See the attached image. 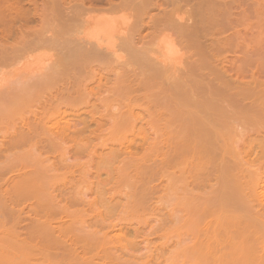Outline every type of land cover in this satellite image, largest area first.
Returning <instances> with one entry per match:
<instances>
[{
  "label": "bare ground",
  "instance_id": "bare-ground-1",
  "mask_svg": "<svg viewBox=\"0 0 264 264\" xmlns=\"http://www.w3.org/2000/svg\"><path fill=\"white\" fill-rule=\"evenodd\" d=\"M23 1H26L27 3H29V7L32 5L31 8H29V7L23 8V6H22L24 3ZM52 1H53V4H55L54 6H52L53 4L49 5L46 1H44V2L47 3L49 5V7H51V6H52V8L56 7V9L53 8L55 13H57L56 17L60 15L59 16L60 18L58 17L60 19V21L57 22L58 24L56 23L57 25H59V27L57 28V30H55V32L57 31L58 36L53 32L51 34L49 33V35H47L48 34V33L46 34L47 30H45V31L37 30L38 29L37 27H36L37 29H35V30L32 29V30H34L33 32H32V30L31 31L25 30V32L29 31L31 33L29 34V32H27L28 35L26 34L27 36L25 38H22V40L20 41L19 48L16 47L17 49H11L9 47L10 45L9 46L7 45L10 48V50H8L9 48L6 46L7 42L5 40H7V39H5V36L6 37H7V35L10 36L11 33L7 32V31H11L10 29L13 28V25L15 27V24H16V27L17 26L22 27V26H26V25L28 26V23L31 24V22L33 21L32 20L33 18H30V17H34L36 15V13H38L37 11H40V10H39V8L37 9V7H38L37 6V3H38L37 0H0V129L3 128V126H5V129H6L7 124H9L8 126L10 127L13 124V122L15 125V122H16L15 118H18L17 115L20 114V117H19L20 125L18 122H16V123H18L19 126H17V128L15 127V130L13 129L14 125L12 126L11 129L14 130V132L9 133V130H8V132L6 130V132L8 134H11V135H9L8 137L6 135H4V137H7V138L5 139L3 137L4 141L3 140L0 141V145H1V143L4 142L2 145H4V144L7 145L8 148L10 149V151H13V152H11L12 155L9 152L5 155V152L9 151L8 148H5V150L7 149V151H5V152L3 149L0 148V151L3 150L2 152H4L3 154L5 155V156L2 155V152H1L0 159H1V157H4L6 160L4 162H0V177L4 176L7 173L8 174H10L12 172L19 173V176L21 175L20 178L18 177L15 181L13 179V184L16 185L17 184L16 182H18L17 186L13 185L16 187V189L19 188L18 187L19 185H22L21 179H23V178L25 180V181H23L24 184H25V182H27L26 180H29V179H30V181L32 179V180H35V182H36V180H39V175H38L39 171H41V173L43 174V170H45L46 167H45V169H41L42 167L39 168L40 166L37 163H38V159H40V158L37 156L36 153H35V156L34 155L33 156L37 159V160L35 159V161H37V162H35L37 165L34 163V161H33L34 159H31L30 157L28 158V161H27L26 160L27 156H28V154L26 153L27 151H25V150L23 151V149L20 147H22L24 145H28V146L32 147V145L34 144L35 150L37 149L36 147L40 148V147H42V145L45 148L47 146H49V148L52 147L51 149L56 150V148H53L55 146V144L57 143V145H59L60 141L64 142L66 139H67L66 141H68V143H70L69 140H71L72 143L77 142L78 145L81 144V146L83 148H84L83 145H85V144H83L82 142H85V141H86L85 143H88V142L91 143L92 141H95L94 144H97V145L100 143L101 144L112 143V146H115L113 144L119 143L120 145H124L123 148L130 146V144L136 146L137 144L141 143V144H145V145L148 144V145H146L147 148L153 147V149H154L156 147L155 148L156 152L159 151V149H157L159 146H161L162 148H163V146L172 148V149L167 148V149L171 150V153L174 152V153L170 154L169 153L170 151L168 150L169 152H167V153H169L170 156H173V155L178 156L179 154L182 155L183 153H184L183 155H185V154L187 155V154H189L188 152H190V154L193 155L194 158H195V156L196 157L199 156L198 159L197 158H195V159H197V162L200 161V163L202 161H204L205 159L207 161L208 158H210L209 160L211 162L212 161L214 162L213 163L214 165H212L211 163H210V165L215 167V169H214L216 171L215 176L217 175L218 177L216 180L217 182L214 184L215 186L210 185L211 186V187L209 186L210 189L207 188V189H205V191L209 190V192H211L213 195H214V193H216V195H214V196L211 194L213 197L210 196V199L215 200L216 204L214 201H211V200H210L211 205L208 203L209 202L208 199H209V195H210L209 192H208V197L206 200L207 203L205 202V198H202L203 199L202 202L205 203V206H207L208 209H206V208L203 209L206 211V213L202 210L203 211V218H202V212H201V215H197V216H201V218L199 217V221H200V219L203 220L206 218L204 220V221H206V223L204 224L203 223L204 221H201L199 223V226H196L197 228L195 227L196 228L195 233L198 234V232L201 231L200 233L201 234L204 233L202 235L204 237H200L201 235L198 234V237H199L198 238L199 240H198V239H196L197 235L195 237L193 235L194 233L191 235H193V237L197 240L198 244L200 241L203 240L202 238H204V240H205V241L203 240V242H205L206 244H211L208 246L205 243H200L202 245L205 244L206 248L211 247V249L213 250L218 245H222L225 243V247L227 244H229V245H227V247L230 246L231 247L230 249L233 250L234 253H232L230 251L233 254L232 255L233 257L232 256L230 257L231 260H228V258H229L228 255L230 254V252H228V254H225L226 256H228L227 259L225 258L226 256H224V258L226 260L220 258V256H222V255H219V254H221V251L218 253V257H216L214 259V256L217 253L214 254V252H212V250H211V253L214 256L213 255H210V256H213L212 258H213L214 262H213L212 258L209 256L211 258L210 259L211 261L209 260L210 264H212L211 262H213V264H264V203L262 204L263 207L257 206L258 207L257 208L255 205L251 204L252 203V202H250L251 200L249 201L250 204L247 203L249 200L247 198H249V197H247L245 199L242 198L240 200V198L242 196H244L245 193H244V195H243V192L241 193V191H240V193L239 192L237 193V191H239L237 189V188H239V185H237L239 178L230 174V173H232V170H229L230 167L231 168L233 167L234 169H236L235 167H237V164L234 165L235 164L234 163L233 164L234 166L232 164H231L232 166H229L230 163L228 164L229 160L231 161V159L232 160L235 159V161L242 159V158H239L241 156V153H242V152H240L241 148L251 149L252 145L255 141L261 140V139H256L259 137H256L255 136L256 134L254 135L253 132H257L258 130H261V129L264 130L263 129L264 126H262L261 129L259 128L260 126H258L257 131L256 130L251 131L252 129H254V128H251V125L254 124L253 122L256 120V122L258 124V121H259L258 118L261 119L264 117V79H262L264 76L260 77L262 79V81H260L261 80L260 78L258 80L256 79L259 77V74H258V76L256 75V77H255V74L253 73L254 69L256 68L255 71L256 72L259 71L257 73H260V75L262 73L264 75V29H262L263 28L262 26H264L263 25L264 24V2H261L262 4H260V2H258V0H256V3L255 2L254 3L257 5V7H255V5H253L254 6V7H252L253 10L249 8L250 10H252V12L254 11L256 14L254 13V15H252V16L251 15L247 16V15H245L247 12L245 11V9L242 8L244 1H243V4L241 2L242 6L240 5V7L242 9H239V2L242 0H240V1L239 0H70V1L74 2L73 6H71L69 4L68 0H61V1L57 0V1H55V2L59 1L58 2L59 4L57 3L58 6L54 2V0H52ZM52 1H50V2H52ZM262 1H264V0H262ZM247 2H248V0L245 2V4H247ZM249 2H251V1H249ZM42 3H43V1H42ZM42 3H39V6ZM47 4H46V6H48ZM245 4H244V6H245ZM251 5H249L248 7H250ZM46 6H45V8H46ZM42 7H44V6H42ZM70 7H73V8L71 9ZM45 8H41V9L45 10ZM47 9H49V8L47 7ZM127 10L130 11L129 12L130 14L129 13L127 14V12H126ZM250 10H249V12H250ZM252 12H250V13L253 14ZM43 14H45V11ZM38 15H39V13H38ZM250 17L252 20H254V17L258 18L257 24L259 25L260 29H258L259 30L258 34L256 32H254L257 34V36H255L256 34L253 35L254 34L253 31L256 29L255 26H254L255 28H253V24L254 25H257V24H255L256 22L255 23L252 22L253 23L252 24L250 22ZM256 18L254 21L257 20ZM30 20H31V22H29ZM40 20H37L38 23ZM52 20L54 22H56L54 19H52ZM34 21H33V23H34ZM33 23L31 24V26L34 25ZM51 25H54V24L51 23ZM29 26H28V28L24 27V29L25 28L31 29V28H29ZM34 26H36V25H34ZM49 26L50 25H48V27ZM251 26H252V28H251ZM54 27H56V26L54 25ZM17 28H15V29L20 30V28H18V29ZM39 29H40V26H39ZM54 29H52V30L54 31ZM84 29H85V31H86V29H88L87 30L88 32H85L88 34L87 36H90L89 38L87 37L88 39L84 38L85 37L84 35H83L84 37L79 35V34H81V32L84 33L83 32ZM251 29H254V30L251 31ZM228 30H230V33H228ZM258 30H256V31H258ZM225 32L228 34H226ZM58 33H62V35L58 34ZM60 35L65 36L64 39L60 40L59 38H62V37H60ZM12 36H13V34H12ZM10 38L11 37H9V39ZM155 39H157L158 42ZM4 41L6 42L5 44H3ZM8 42H10V41L8 40ZM46 45H50V47L52 46L51 48L55 47L57 49V51L59 52V54H61L60 55L61 58H60V57H58L59 55L56 52V55H58V56L55 55L57 58L54 60L56 64L53 63L54 65L52 66L51 64L47 65L45 63L46 65L44 64V67L47 68V69H45V71H43L42 69H40L41 71L39 70L40 72L33 73V71H32L31 73L33 75H35V76H32L33 77L32 81H31V79H30V81H27L29 78H31V77H28L27 75L26 76L28 79L25 80L27 82L24 81V82L15 84V82L10 80L11 78H9V76L11 75V73L9 70L11 67H13L11 69L13 71H15L16 76H17V74L19 75V72H20V75H19V77H20V76L24 75V74H22L23 70L19 71L22 67H23V69L26 66L28 68H31L32 66L36 67V63L38 65L41 64L40 67L43 66L42 63H44V61H45L44 59H42V57L44 58L43 51L37 52V54L36 53L34 54L33 51H35L36 49L37 50L40 49V51H41L42 48L48 47ZM3 46H5V49H3ZM255 51L258 53V56H257ZM181 52L184 53V56L181 55ZM227 54H230V56H226ZM253 54H254V56L255 55L257 56V57L255 56V59H256L255 61H257V58L259 60L260 64L258 63V66H257V63L255 64V61L253 62V60L251 59V56H253ZM122 55H124V56H122ZM180 55L182 58L180 57ZM220 59H224V61L228 64V66H227L228 69L231 72L233 71L236 75H239L240 79H242L244 76V78L242 79L243 81L246 79V77L250 78V76H251L250 79H252V78L255 79L254 82L257 80L256 82H258V84H253L250 86L247 84L242 85V83H245V81L242 82V80H241V84H240V82H238L240 79L235 74L232 77L231 76L232 73L230 71H225V70H228V69H226V67H225V69L223 68L222 69L223 72L220 73L219 67H217V65L215 66V64H218V66H219V64L221 63ZM215 60H219L218 61L219 63H216ZM34 61H37V62H34ZM94 62H96V63H94ZM31 63H32V66H31ZM251 63L252 64L254 63L256 67L254 65H252L251 67L254 66V68L251 69L250 68ZM222 64L225 65L224 62ZM66 65L67 66L71 65V67H72L71 70H74L75 71L74 73L76 75L74 73H71V74H73V78H71L69 80L68 79L69 74L67 72L68 77L67 78L64 77L65 78L63 80L64 82L62 81V77L59 78L58 77L59 75H58L57 78L61 79V82H63V83L62 84L58 83L59 86L55 87L56 90L53 89V90H55V91H53L54 93L53 92H52V94L50 93L51 95L48 93L49 96H47L48 94L45 93V95L47 97L44 99H41V101H39V102H36L38 104L35 103V105L38 108L35 106H31V107L35 108V109H33L30 107V109H31L30 111L32 113L30 115H26V116L22 115L23 113L20 110L21 108H18L19 106H17V104L21 105V102H24L23 100L29 101V99L32 97L24 96L25 99L21 100V95H23V93L25 95L26 91H28L29 89H31L35 86H37L35 88L42 86V87H40L42 89L39 88L42 91L43 86L45 87V84L51 82L54 79L53 78L50 81V78L53 77L54 74L56 75L57 72L62 73V70L64 69V67H66ZM8 67H10L9 70H7ZM18 67H19V69H18ZM40 67H38V68H40ZM221 68H222V66H221ZM12 70H11V72L14 73ZM17 70H18V73H17ZM32 70H34V69H32ZM79 70H81V71L83 70L82 74H84V72H85V74L89 73L90 76H88V74H87L88 77L82 76V78L84 77V79L82 80L80 78L81 73L79 72ZM87 70H88V72H87ZM224 72H226V73L230 72L231 73V74L229 73L230 76L227 74V77L229 76V78L230 77L231 78L237 77L238 78L237 82L239 84H236V82L234 83V81L237 78L234 81H231V79L225 77L222 74ZM64 73H66V72H64ZM247 73H249V74H247ZM26 74H29V72ZM78 75H79L80 79L79 78L77 79ZM11 76H14L13 80L18 78V77L15 78L14 74ZM85 78L86 79L90 78V79H88L89 80L88 81V80H85ZM20 79H21V77H20ZM56 79H54L53 81L56 82ZM250 79L249 80L246 79V80H248L250 82V84H252L253 79L251 80L252 83H251ZM86 81H88V82H86ZM12 82H13V84H12ZM249 82H248V84H249ZM53 83L51 82L52 85H53ZM51 84H50V86H52ZM46 88L51 90V88L48 87V84H47ZM46 88H45V92L48 91ZM39 89H36L35 92H37V90L39 91ZM88 91H89V93L92 92V93H90L91 96H89ZM29 92L30 91H28V95L30 94V96H31V93L33 91L31 93H29ZM43 92H44V90H43ZM81 92H82V95L84 94V97L82 96V98L80 97L81 99L77 100L76 99L77 95H80ZM40 94H42V93H40ZM86 94L88 96H86ZM35 95H36V93H35ZM42 96H44V95H42ZM26 97L29 99L26 100ZM37 97H40V96H37ZM31 100H33V98ZM34 100L36 101L35 97H34ZM19 101H20V104H19ZM28 101H27V103H33V101H31V102H28ZM27 103L24 102V104H27ZM30 105H32V104H29L27 107H29ZM33 105H34V103H33ZM28 109L29 108H27L26 110L28 111ZM27 111H26V113H27ZM23 112H25V111H23ZM29 113H27V114H29ZM258 115H259V117L257 118ZM49 121L52 122L53 124L55 123L54 125L58 124L59 122L60 123L54 127L55 130L52 126L53 129L51 130L49 128L50 127L49 125L51 124V123L49 124ZM263 121H262V125H264ZM56 122H58V123H56ZM259 123H261V122L259 121ZM12 130H11V132H12ZM258 133H259V131H258ZM261 134H262V132H261ZM257 136H259V134ZM78 140H82V141L80 142ZM234 141H235V144L237 141H239L237 143V145L241 144L240 148L238 147L237 149H231V150L226 151L228 149V147H226L227 144L229 146V144L234 143ZM96 142H98V143H96ZM72 143H71V146L69 145L70 147L73 146ZM101 144H100V146H102ZM35 145H37V146H35ZM62 145H63V143H62ZM67 146H68V144H66L65 147H62V146L61 147L64 149L66 148L65 150H67L68 149ZM79 146H77V147L79 148ZM103 146H104V144H103ZM231 146H233V144ZM234 146H236V145H234ZM82 147H80V148L83 149ZM146 147H145V150H147ZM224 147H226L227 149H225ZM51 149H49L50 153L52 151ZM75 149H76V147H75ZM85 149H86V146H85ZM107 149H109V148H107ZM37 150H39V149H37ZM49 150L47 149V151H49ZM72 150H74V149H72ZM161 150L162 149H160V151ZM186 150H187V153H186ZM216 150H218V151H216ZM219 150H221V151H219ZM40 151H42V150H40ZM44 151H45V149H44ZM85 151H87L88 155H89L90 150H85ZM112 151L113 150H111L110 152L112 153ZM162 151H164V150H162ZM45 152H42V153H45ZM74 152L77 153V149ZM81 152H82V150H81ZM87 152H85V153H87ZM105 152L106 153H104V154H106V155L109 153V151H107V150ZM116 152H118V151L116 150ZM150 152H152V151H150ZM206 152H208V154ZM68 153H69V151H68ZM70 153L72 154V152H70ZM92 153H94V152H92ZM167 153L165 152L164 156H166V155L168 156ZM40 154L41 153H39V155ZM47 154H48V152H47ZM51 154H53V153H51ZM98 154H100V153H98ZM162 154L163 153L160 154V157L163 158L164 156H161ZM83 155H86V154H83ZM116 155H118V154H115V155L109 154L108 156L115 157ZM138 155H140V153ZM138 155H137L138 160L133 159V161L134 162L138 161V163L141 162L140 164L144 165L143 164V163H145L144 160H142V158H141L142 161H140L139 160L140 156H138ZM48 156H46V157H48ZM71 156H74V155H71ZM118 156H116V157H118ZM167 156H166V158H167ZM226 156H228V157H226ZM58 157H60V153H59ZM184 157H186V156H184ZM225 157L226 158L232 157L231 159L227 160L226 163L228 165H226V164L223 165V162L225 161L224 160ZM132 158H136V157L134 156V157H131V159ZM149 158L150 157H148V159ZM176 158H178V157H176ZM236 158H238V159L236 160ZM88 159H90V155H89ZM29 160L32 161V162L30 161L32 166L30 165ZM162 160L163 159L158 160V161H162ZM167 160H169V159H167ZM180 160H179V162L178 161L177 162L180 164L183 163L182 167H186L184 165V160H181V161ZM185 160H186V162H188L191 159L186 158ZM220 160H222V161H220ZM243 160L238 161V162H240L239 164L242 163L241 164L242 167L244 165L243 163L245 162ZM26 161L29 162V164ZM123 161H125V160H123ZM127 161H128V159H127ZM130 161H132V160L129 159V162ZM192 161L193 160H191L190 162H192ZM206 161H204V162H206ZM241 161H243V162H241ZM170 162H172V158H171V161H169V163ZM3 163H7V164H3ZM130 163L127 164L126 168L124 166H122L123 168L122 167L120 168L121 165L118 167V168H120V170L118 169L117 175L115 174L117 179H118V176L119 177L121 176L120 178H122V180H123V177L125 179L128 175H129V178L131 177L130 171L132 169H133L132 171H135V170H134L133 166H131L132 168L130 171L127 169L132 164V163L131 164ZM138 163L137 162L135 163L136 167L138 166ZM196 163L194 162L195 165H197ZM34 164L36 166H33ZM122 164H125V162L124 163L122 162ZM154 164H155V162H154ZM158 164H159V162H158ZM29 165L31 167H28ZM132 165H134V163ZM164 165H165V163H164ZM207 165H209V164H207ZM154 166L156 168V165H154ZM204 166H205V163H204ZM204 166L202 164L201 170L203 169ZM212 166H210V167H212ZM36 167L39 169H37ZM136 167H135V169H136ZM160 167H161V165H160ZM137 168H140V167H137ZM143 168H145V167H143ZM148 168L149 167H147V169ZM195 168L198 170L199 167L197 168L195 166ZM227 168H228V170H227ZM50 169L48 168V170H50ZM52 169H53V167H52ZM149 169H151V168H149ZM160 169H162V167ZM184 169H186V171L188 172L187 167L182 168L181 171L179 170L180 171L179 174L181 175V177H182V174L186 175V173H187ZM241 169L242 168H240V172H243L242 175H245L246 172L244 173V171L247 170V168L245 170H241ZM138 170H140V169H136L135 172H138ZM141 170L139 172H142ZM222 170H224V171H222ZM184 171H185V173H183ZM227 171H229L230 173ZM149 172H154V171H152V169H151ZM235 172H236V170H235ZM240 172H238V173L240 174ZM253 172L254 171L251 172L252 173L251 176L254 178L257 177V174H259V173L258 172L256 173V171L254 173ZM45 173H47V171ZM71 173H73V172H71ZM189 173H190V168H189ZM208 173H206L205 175H207ZM248 173H249L248 177L250 178V171ZM42 174H40V175H42ZM138 174L140 176V173H138ZM145 174H147V172ZM148 174H150V173H148ZM154 174L156 176V174H157L156 170H155ZM158 174L160 176H162L161 172ZM211 174H213V172H211ZM254 174H255V176H254ZM150 175H149V177H150ZM184 175L182 178H180V176L178 175L179 179L183 180V182L181 181L183 184L180 183V185H184V182H185L184 180L188 176V175H186V177L184 178ZM242 175L240 174L239 176H242ZM112 176H114V175H111L108 178V181L112 180ZM132 176H134L133 180L135 179V181L138 183L139 179L137 177H135L134 174ZM246 176L242 177V178H246ZM4 177H6V176H4ZM43 177H45V176H43ZM43 177L41 176V180L44 179ZM177 177H175L174 181L179 182L180 180ZM252 177H251V179H252ZM142 178H140L141 182H142ZM249 178L248 179L246 178V179L248 180V183L252 182L251 185L253 186L254 181H256V178L252 179L254 181H251V179H250V182H249ZM126 179H128V177ZM171 179H174V177H171ZM246 179H243V180L246 181ZM114 180H115V178H114ZM133 180H131V182L133 184H135ZM145 180L148 181L147 179H145ZM204 180L202 182H204ZM116 181H119V180H115L114 182H116ZM171 181H173V180H170L169 182H171ZM35 182H33V183H35ZM38 182H40V181H38ZM38 182H36L35 184H37ZM144 182L145 181H143L142 183H144ZM202 182H200V183H202ZM33 183L31 182V184H33ZM132 183L129 182L130 188L127 187L126 190L129 189L128 191H130L131 189L135 188V187H133ZM142 183H140V186L142 185ZM35 184H33V185L29 184L30 188L28 185V187H26V189L23 186L24 189H20V190H22L21 193L22 194L23 193L28 194L27 188H29V190H32V191H29L31 194H32V192H36L39 189H40L39 191H41V187H40L41 183H39L37 185V187L38 188L40 187V188L36 189L37 188L36 187L35 188L36 191L35 190L33 191L34 188H31V186H34ZM42 184H43V181H42ZM138 185H139V183L137 184V186ZM169 185L171 188V187H173L172 185H175V184H172V182H171V184L169 183ZM15 187H14V189H13V187H11L13 191L16 190ZM143 187H144V189H143ZM141 188L143 190H146V191L148 190V189H145L144 184ZM141 188H140V190L138 189L139 191L137 189H134L135 191H138V192H134L132 190L134 193L130 192V196L134 195L133 199L136 196H139L138 193L142 190ZM168 188H169V186H168ZM10 189L7 185L5 186L4 184H0V215L5 216V218L7 220V221L5 220L6 223L12 221L10 224L8 223V225H7L6 223L4 224L5 221L0 220L1 226L7 225L4 228L2 227L0 229V242H4V244L1 243L3 248L0 244V250H2L0 252H3V253L4 252L5 253L12 252L11 255L6 254V256H5V262L7 264H9V263L10 264H40L41 261L39 260V262H38L36 257L37 258L39 257L38 259L41 258V260H42L45 255L48 256L49 259L52 258L49 261L47 260L48 262H50L48 264H85L86 262H87L86 264H89V263L92 264V261L94 264V263H97L98 260L99 261L101 260L99 258L100 256L102 257V259L104 258L105 261L107 260L106 259L107 256H108V259L110 258L109 259L110 261L113 259L111 257V254L109 255L108 251H107L108 254L106 255L107 252L103 251V250H107L106 249L107 245L105 243L108 244L109 241H111L112 239H114L117 236L113 235V236H115L114 238L109 239V241H107V242H103V241L106 239V238H104V237H106L104 235L105 233L108 236L112 229L116 230L117 227L115 228L114 225H111L113 228L110 229L109 226H107L108 224H106V223H109V225L111 223L115 224V222H116L115 219H114V222L111 221L110 219H108V222H106L104 220L105 224L100 223V222H103L104 218L102 217V214H99V215H101L100 218H103V219H99V217H98V219L100 221H97L94 217V220L97 222V223L95 222V225H94L93 220L89 221L90 217H92L91 215L88 217H85V216H87V214H91V213H87V211L85 212V210H83V213L85 215L84 216V215H82V211H80V213H76V214H75V211H73L74 212L73 214H75V215L81 214L80 216H83V217L89 219L85 223L84 222L85 219L83 220V218H82L79 220V221H82V223L81 224L79 223V224L81 226L84 225V228H85L86 227L85 225L87 223H90L91 226L93 227V229H92V227H89L90 224H88L87 228L85 230H89L91 228L89 231L92 230V232L94 231V233L86 231L87 232V233H85L86 235L84 234V236H82L83 234H81V233H83L84 230H82V229H84V228H82V229L80 228L81 232L79 231L80 232V233L78 232L79 234H75V236L78 235L75 237V239H78V240L74 241V238H72V240L68 241L65 239V237L67 235L63 234V236H61L62 233L67 230V229L63 230L64 226L62 224H64V223H61V224H60V222H58V223L56 222L55 224L52 223L53 222L52 219L54 218V216H52V217L50 216L49 219H47L45 217L46 215H44L45 214L44 212L46 210L42 211L43 210L42 208L44 205L45 206L48 205L49 210H50V204H51V202H49V201H47L48 202V204L46 203L47 205L43 202H40V201H42L41 198H39L41 196L43 197V201H46V199H44V197H46V196H43L45 191H44V193H42V192L40 193L41 196L38 197V199H40V201L37 199L38 203L32 201V202H34V206H33L34 208L36 207L37 209H40V208L41 209L39 210V213H37L38 210L35 208L36 211H35V209H34V211L36 213L34 212L35 213V215H34V213L31 212V214H33V217H31L30 215H28L26 213V212L30 213V211H29L30 209L25 212L27 215L23 213L24 212L23 211L24 205H19V203H18L21 200L20 201L18 200V202H17L18 205L15 206V208L17 207L18 209L17 208L15 209L13 206L9 207L11 205L16 204V202L12 201L14 199L11 200V198L13 196L14 197L16 196V195H14L15 192L11 193ZM23 190L26 192H23ZM166 190H168V189L166 188ZM171 190H172V188H171ZM146 191H144V193ZM126 192H124V193H126ZM147 192H149V191H147ZM185 192H189V190L188 191L186 190ZM136 193H137V195H136ZM192 193L194 194L196 192H192ZM11 194H13V195H11ZM22 194H18V196L21 195L22 197H24L25 194L24 195H22ZM29 194L26 197L31 196ZM128 194L129 193H127V195ZM36 195H38V191H37ZM140 195L142 198L141 193H140ZM183 195H184V192H183ZM199 195H201V194L198 193L196 196L192 195L195 198L192 199L193 197L191 196L190 200L191 199H192V201L195 200L194 204L196 203L195 205L200 207V204H197V203H199L198 201L201 198L198 201L196 200V198H199V197H197ZM147 196H148V194H147ZM185 196H186V194H185ZM185 196H183L184 199H185ZM202 196H205V193H204V195L202 194ZM215 196L218 197L217 201L215 199L216 198ZM258 196L261 197L260 195H258ZM26 197L22 198V199L25 200V199H27ZM33 197L35 198V196H33ZM236 197H239V198H236ZM16 198H18V197H16ZM16 198H15V200H17ZM29 198H32V197H29ZM141 198H139V199H141ZM146 198H148V197H146ZM133 199H132V202L134 201V203L138 200L137 198H135L134 200ZM9 200H10V203L13 202L11 205H9V203H7V201L9 202ZM55 200L57 202V199H53L54 203H55ZM83 200L85 201L87 199H85L83 196ZM190 200H189V198H188V200H186V199L184 200L186 202L185 205L187 204V206L186 207L182 206L185 208H184V210H181L182 212H179V213H182L181 215L179 214L180 217L188 215L187 214V212H189L188 209H190V207H191L190 203H193ZM130 201H131V197H130ZM184 201H181V202H184ZM32 202L30 201V203H32ZM39 202L41 204L43 203L44 205H41V206L39 205V208H38V206H35V204L38 205ZM68 202H69V197H68ZM78 202H80V200ZM81 202H83V201H81ZM202 202H201V205H202ZM212 202H214V206L216 205L215 207L213 206ZM217 202L219 203L218 205H217ZM245 202L247 203L246 205H245ZM58 203L59 202H57L55 204H58ZM63 203H65V202H63ZM66 203H67V201H66ZM86 203H88V202H86ZM83 204H84V202H83ZM90 204H93L92 201ZM129 204H133V203H129ZM194 204H191V205H194ZM19 206H22L23 208L19 207ZM54 206H55V208L57 206H58L57 208H59V205H54ZM93 206H91V207H93ZM210 206L213 209L216 208L215 209L216 211L213 210ZM217 206L219 207V209ZM165 207H167V206L165 205ZM52 208H53V206H52ZM63 208H64V211L69 209V213H71L70 210H72V209L66 208V210H65V207H62L61 209H63ZM200 208H203V206ZM81 209H83V208H81ZM210 209H212V211ZM220 209H221V211H218ZM53 210H54V208H53ZM77 210H78V208H77ZM159 210H162V208L158 209V211ZM185 210L186 211L188 210V211L186 212ZM55 211L57 212V209ZM55 211H54V214H57L56 217L59 216L60 218H58V219H61L59 210L57 213ZM176 211H174V213ZM209 211H211L210 212L211 214H209L208 216L209 217L211 216V217L210 218L208 217V220H207L206 216H207V213ZM93 212H94V210H93ZM96 212L99 213L100 211L99 212L96 211ZM165 212H167V211H165ZM183 212H185L186 214L184 213V215H183ZM58 213H59V215H58ZM69 213H68V216H70L71 218L74 217V215L71 216L72 214L69 215ZM122 213H123V210H122ZM174 213H170L172 215H169V217H171V216L175 217L177 214L176 218H174V220L170 221V218L168 217V220L171 223L168 224L167 226H169V225L172 226V224L177 225V223H180L181 218L179 217L178 213H176V214H174ZM189 213H190L189 214V216H190L191 212H189ZM193 213L194 212H192V215H194ZM204 213H205V215H204ZM23 214H24V216H23ZM52 214H50V215H52ZM198 214H200V212ZM62 215H65V213H63ZM94 215H96V214H94ZM162 215H164V214H162ZM80 216L77 218V220L79 218H81ZM189 216H188V218H189ZM63 217L64 216H62V218ZM194 217H195V215H194ZM71 218L68 217L69 221ZM107 218H111V217L108 216ZM182 218H185V217H182ZM196 218H198V217H196ZM1 219H2V217H1ZM9 219H10V221H9ZM55 219H57V218H55ZM73 219H76V218L74 217ZM171 219H173V218H171ZM175 219H177L176 222H175ZM185 219L187 220V218H185ZM185 219H182L183 225L186 224ZM161 220L162 219L159 218L158 219L159 225L156 224L159 227V228L157 227L158 230L160 228H162L163 226H164L163 228L165 229V226H166V225H164V221H163L164 218H163L162 222H161ZM178 220H179V222H178ZM183 220H185V222ZM63 221H64V219H63ZM122 221H124V220H122ZM159 221H160V223H159ZM173 221H174V223H172ZM61 222H62V220H61ZM75 222H76V220H75ZM77 222H76V224H77ZM91 222H93V223H91ZM121 222H119V223L122 226ZM189 222H190V220H189ZM98 223H100V225L103 228L100 225H98L99 227H96V224H98ZM116 223H118V222H116ZM156 223H157V219H156ZM162 223H163V226H162ZM182 223H180V224H182ZM201 223L204 224V226L201 225V227H203V229L201 228L202 230L198 231V229H200L199 227H200ZM69 224H71V223L69 222L68 225ZM103 224H104V226L105 225L107 226L106 230H104L105 228H104ZM165 224H167V221L165 222ZM61 225L63 226L62 227L63 229L61 228ZM66 225H67V223L65 224V226ZM78 225H77V229H79ZM120 225H118V226H120ZM69 226H71V225H69ZM69 226H66V227L69 228ZM121 226L119 229H121ZM123 226H124V224H123ZM160 226H162V227H160ZM177 226L181 227V225H177ZM193 226L194 225H192L191 227H193ZM246 226H248V227H246ZM188 227H189V224H188ZM72 228H74V227H70V229H72ZM98 228H99V230L101 229L102 232L100 231L99 232L100 234L96 236L95 233H96V230H98ZM107 228H109V229H107ZM125 228L127 229V227H125ZM133 228H135V229H133ZM133 228H132L133 230L131 229L132 231H134V232H132L133 235H131L133 237L130 236L131 238H129V240H128L127 236H126L127 238L125 236H123L125 234H123V235L119 234L121 232H119L118 234H119L120 238L122 236V238H121L122 240L125 241L124 237L126 238L127 244L129 241L128 245L130 247H134V248L136 247L138 249V245H136V244H139V243H136V240H137L136 238H137V236H140L143 234H141L142 232L138 229V231L140 232V235H139V232H137V230H136L137 227H133ZM245 228H247L248 230L250 228V230L248 231ZM189 230H190V228H189ZM189 230H187V231H189ZM246 230H247V232H246ZM68 231L70 232V230H68ZM68 231H66V232L69 233ZM71 231H75V230L72 229ZM103 231H105L104 234H103ZM184 231H185V233H187L185 229H184ZM58 233L60 234V236H58V235L55 236V234H58ZM64 235H65V237H64ZM80 235H81V238H83V239H80ZM90 235H91V237H90ZM100 235H102V236H100ZM188 235H190V233ZM68 236H70V234ZM71 236H74V234H71ZM94 236H95V238H99L98 236L103 237L104 240H102V238H100L101 240L98 239V241H97V239L96 240L92 239V237L94 238ZM119 236L117 238H119ZM246 236H248L249 239L246 238ZM250 236H252V238L257 239V241L255 239H253V240H254V242L260 243V244L259 243L258 244H259V246L262 247L261 249H259V246L257 247V245H258L257 243H255V244H257L256 246H254V244L250 245L251 243H254L252 238L250 239ZM45 237L47 238V240L52 239V240L58 242V245H60V246L57 247L58 246L57 245L56 247L62 248L60 254H58V253L55 254L53 252L50 253V251L48 252V249L43 247V246H45V243H44V241L41 242V238H45ZM60 237H62V239ZM84 237H85L86 241H83ZM87 237L91 238V240H95V243H97V242L99 243L100 241H102L104 244V246H102L101 242H100L101 245L97 244V247H98L97 250L98 249L101 250L103 248V250H101V251H103L102 253L100 250H98V251H100L101 255L100 254H99V256L97 255L98 256L97 261H94V258H93L94 256L96 257V255H95V251L97 253L96 247H95V249L92 248L94 250V252H91L93 250L91 248L89 249L87 247L89 245L88 242H90L89 241L90 239ZM143 237H144V235H143ZM188 237H190V236H188ZM34 238H35V240H33ZM176 238H177L176 244H177V248H178V251H176V252L179 254H182V255L186 254L184 251L186 249V247H187L186 250H189L188 247L190 248L191 246H193V248L195 249V246H198V244H196L195 246L194 245L189 246L187 244H185V246H182L181 242H183L182 239H184V238L181 237L180 234H177ZM87 239H89V240H87ZM130 239H132V240H130ZM134 239H135V242H134ZM143 239L144 238H141V240H143ZM42 240H44V239H42ZM249 240H252V242ZM49 241L52 242L51 240H49ZM49 241H47L46 243H49ZM124 241L120 242V239H118V242L120 243L119 245H121L122 243L124 244ZM85 242H87V243H85ZM138 242H140V241H138ZM195 242H193V243H195ZM130 243H131V245H130ZM248 243H250V244H248ZM113 244H110L111 246H108V248L112 249L111 251H112L113 255L117 254L114 252H121V254L119 253L117 255L118 257L117 256L116 257L119 260H121L122 258L124 260V262H123V260L119 261L118 259L117 260L113 259V260H115V262H114L115 264H116V262L119 264H120V262L122 264H128V263L134 264V263H131L133 260H134L135 264L137 263V261L140 264H149V263L150 264H154V263L156 264L157 260L154 261L156 258L162 259V258H160V255H162L161 251L159 253H158V251H156L154 253L155 254L154 256L155 257L157 256L156 258L152 255V253L154 252V251L152 252V250L157 248V247L151 249L149 252L147 251L149 255L151 253V256L154 257L153 258L150 256L154 260L151 259V262H149L150 257L145 258L148 255H144L143 256L144 258H141V255H138L135 253L133 255V253H130V251H129L130 247H125L126 246L125 244L124 245L122 244L123 245L122 247L120 246V249H122V251L120 249H118L117 246L114 247ZM188 244H189V242H188ZM200 244H199V248H201ZM52 245H53V243L51 244V246ZM112 245H113V247H112ZM212 245H215L214 248L212 247ZM247 245H250L248 248L251 250V252L257 251L256 248H258V250L261 252L259 254H256V253H258V251L255 252L254 253V254H256V256L254 255L255 258H253V254H252V257H250V258H253V260H251L248 256L247 258H249L250 261L248 259H245V257L247 256L245 251L249 250V249L247 250ZM51 246L49 245L50 248H52L54 245L52 247ZM101 246H102V248H101ZM46 247H47V244H46ZM219 247H218L219 249L216 248L217 250L215 252H218L221 249V246H219ZM253 247L255 248V250H253L254 249ZM54 248L52 249V251H54ZM86 248L89 249L90 252L93 254V256L91 258L89 256H87L88 254H90V256L92 254L89 253V251H86L87 250ZM114 248H117L118 251H116V249H114ZM125 248H128V249L125 250ZM199 248L196 247L195 250H198ZM203 248L204 247H202V249ZM208 248H207V250H209ZM3 249L4 250L6 249L9 252L4 251ZM123 249H124V252H126V253H122ZM194 249H193V251H194ZM203 250L205 251L206 249H203ZM224 250L226 251V249H224ZM58 251L60 252V250H58ZM84 251H86L88 254H86V252H85V255H84V253H83ZM227 251H229V249H227ZM241 251L245 252V255H246L245 257L243 256ZM47 252H48V254H47ZM131 252H134V251H131ZM200 252L201 251L199 250V253ZM3 253H2V256L4 255ZM103 253H105L106 258L104 256H102ZM209 253L210 252H208L206 257L204 255H201L199 257L200 258L201 257L207 258ZM223 253H224V251H223ZM51 254H53V255H51ZM122 254H123V256H122ZM124 254L125 255L126 254H129V255L132 254L134 258H132V256H130V257L125 256L124 257ZM203 254H205V252ZM247 254H249V251ZM0 255H1V253H0ZM119 255H121L122 258H121V256L119 257ZM135 255H137L138 257L140 256V257L138 258L136 256L138 258V259H136ZM85 256L87 258H90V259H88V261L90 260L91 262L90 261L88 262L86 260L87 258L85 259ZM162 256H164V255H162ZM10 257H13V258L9 259ZM48 257H45V258L48 259ZM0 258H1V260H3L4 256L0 257ZM14 258H18V260H14ZM131 259H133V260L130 261ZM147 259H149V260L147 261ZM104 260H103V263L105 262ZM127 260H129V261H127ZM139 260H140V262H139ZM143 260H146L148 263L147 262L144 263ZM108 261H106L104 264H108L110 262V261L109 262ZM153 261H154V263H153ZM209 261H208V263H209ZM5 262L3 264H5ZM101 262L98 264H101ZM125 262H127V263H125ZM44 264H47V262L46 263L44 262ZM111 264H113V263H111Z\"/></svg>",
  "mask_w": 264,
  "mask_h": 264
},
{
  "label": "rangeland",
  "instance_id": "rangeland-1",
  "mask_svg": "<svg viewBox=\"0 0 264 264\" xmlns=\"http://www.w3.org/2000/svg\"><path fill=\"white\" fill-rule=\"evenodd\" d=\"M42 1H43V3H42ZM44 1H46L49 5L51 4H53V1L52 0H50V1H52V2H50L49 0H37V9L39 8V10L40 11H37L38 13H39V15H38V13H36V17L34 16V17H30V18H33L32 20L34 21V23H33V21L31 22V20L29 21V22H31V24L33 23L34 25H36V26H34V25H32L31 26V24L30 23H28V26H29V28H31V29H27L28 28V26L26 25V26H22V27H18V28H20V30L16 27V24H15V27H14V25H13V30L12 29H10L11 31H7V32H10L9 34H10V36H8L7 35V37L5 36V39H7V40H5L4 42H3V44H5L6 43V46L8 45H10L9 47L11 48V49H17V48H19V46H20V41L22 40V38H25L27 35H28V33L27 32H29V31H31L32 29H37V30H42V31H45V30H47L46 31V34L47 35H49V33L51 34L52 32L53 33H55L56 35H57V31L55 32V30H57V28L59 27V25H57L58 23V21H60V15L59 16H57L56 17V15H57V13H55V11L53 10V8H52V6H54L55 4H53L51 7H49V5L47 4V3H45ZM49 1V2H48ZM55 1H57V0H54V2ZM59 1H61V0H59ZM58 1V2H59ZM69 1V4L71 5V6H73V1H70V0H68ZM67 1V2H68ZM240 1V0H239ZM243 1H244V4H245V2L247 1V0H242V1H240L239 2V9H245V11L249 14L250 12H252V10H253V8L252 7H254L253 5H255V7H257V5L255 4L256 3V0H248V2H247V4H245V6H244V4H243ZM249 1H251V2H249ZM24 3H23V8H28L29 7V3H27L26 1H23ZM58 2H55L56 4L58 3ZM241 2H242V4H243V6H242V4H241ZM255 2V3H254ZM258 2H260V4H262L261 2H264V1H262V0H258ZM257 2V3H258ZM39 3H42V4H40V6H39ZM253 3V4H252ZM44 4V5H43ZM46 4L48 5V6H46ZM59 4V3H58ZM58 4H57V6H58ZM252 4V5H251ZM31 5V4H30ZM44 6V7H42V6ZM240 5L242 6V8L240 7ZM247 5V6H246ZM249 5H251L250 7H248ZM32 6V5H31ZM31 6L29 7V8H31ZM45 6H46V8H45ZM47 7L49 8V9H47ZM247 7V8H246ZM41 8H45V10L44 9H41ZM71 9L73 8V7H70ZM252 9V10H250V9ZM54 9H56V7L54 8ZM248 11H247V10ZM42 10V11H41ZM47 10V11H46ZM50 10V11H49ZM53 10V11H52ZM249 10H250V12H249ZM44 11H45V14H43L44 13ZM53 13H52V12ZM49 12V13H48ZM127 12V14L130 12L129 10H127L126 11ZM48 13V14H47ZM133 13V12H132ZM245 14V15H247V16H252V15H254V11L252 12L253 14ZM42 14V15H41ZM51 14V15H50ZM130 14V13H129ZM140 14V13H139ZM256 14V13H255ZM38 15V16H37ZM41 15V16H40ZM45 15V16H44ZM49 15V16H48ZM51 16V17H50ZM38 17V18H37ZM40 17V18H39ZM45 17V18H44ZM55 17V18H54ZM59 17V18H58ZM57 18V19H56ZM132 18V17H131ZM253 18V17H252ZM255 18L256 17H254V20H255ZM41 19V20H40ZM52 19H56L55 21L56 22H54ZM257 20L256 21H254V20H252L251 19V17H250V22L252 23H255V24H257L258 22V18H256ZM37 20H40L39 21V23H38V21ZM37 21V22H36ZM47 22V23H46ZM38 23V24H37ZM51 23L52 24H54L56 27H54V25H51ZM57 23V24H56ZM252 23V24H253ZM40 24V25H39ZM50 25L49 27H48V25ZM251 24V25H252ZM264 25V24H263ZM39 26H40V29H39ZM43 26V27H42ZM53 26V27H52ZM256 27V29L254 30V29H251V31L252 30H254L253 31V33L254 32H256L257 34H258V32H259V30L258 29H260V27H259V25L257 24V25H254L253 24V28H255ZM24 27H27V28H25L24 29ZM35 27V28H34ZM37 27V28H36ZM52 27V28H51ZM249 27V26H248ZM263 27V28H262ZM261 28L262 29H264V26H262ZM15 28H17L18 30H16ZM55 28V29H54ZM251 28H252V26H251ZM52 29H54V31L52 30ZM25 30H29V31H26L25 32ZM34 30H32V32L34 31ZM88 29H86V31H85V29H84V33H82L81 32V34H79V35H81L82 37H84V38H89L90 36H87L88 34L87 33H85V32H88L87 31ZM256 30H258V31H256ZM14 31V32H13ZM21 31V32H20ZM6 32V33H7ZM13 32V33H12ZM25 32V33H24ZM31 32H29V34H30ZM226 33V32H225ZM228 33H230V30H228ZM228 33H226V34H228ZM256 33H254L253 35H255ZM12 34H13V36H12ZM27 34V35H26ZM58 34H61L62 35V33H58ZM86 34V35H85ZM257 34L255 35V36H257ZM24 35V36H23ZM60 35V37H62V38H59L60 40L61 39H64V37L65 36H61ZM84 35V36H83ZM58 36V35H57ZM9 37H11L10 39H9ZM16 38V39H15ZM87 38V39H88ZM92 38V37H91ZM8 40L11 42H8ZM15 40V41H14ZM155 40H157V39H155ZM157 42H158V40H157ZM10 43V44H9ZM7 46V47H8ZM46 46H48V47H46V48H42V50L40 51V49L39 50H35V51H33V53L35 54H37V52H42L43 51V54H44V58L42 57V59H44L45 61H44V63H42V65L43 66H41L40 67V65L41 64H37L36 63V67L34 66H32V63H31V68H28L27 66V68L26 67H24V69H23V67L19 70V71H21V70H23L22 71V74H24V75H22V76H20L21 77V79H20V77H19V75H20V72H19V75L17 74V76H16V74H15V71H13L11 68H13V67H8V69L7 70H9V68H10V73H11V75H15V78H17V79H15V80H13L14 79V76H9V78H11L10 80H12L13 82H15V84L16 83H21V82H24L26 79H28L27 78V76L28 77H31V78H29L27 81H30V79H31V81H32V76H35V75H33L31 72L33 71V73H35V72H40L41 70L40 69H42L43 71H45V69H47L46 67H44V64L46 63L47 65L48 64H51L52 66L54 65V64H56L55 63V59H57L56 58V56H58V57H60L61 58V54H59V52L57 51V49L55 48V47H53V48H51L50 47V45H46ZM8 47V48H9ZM14 47V48H13ZM17 47V48H16ZM10 48L8 49V50H10ZM3 49H5V46H3ZM7 49V48H6ZM56 49V50H55ZM56 52L58 53V55H56ZM256 52V51H255ZM183 52H181V55H183L184 56V53L182 54ZM230 53V52H229ZM231 54V53H230ZM230 54H227L226 56H230ZM255 54V53H254ZM254 54H253V56H251V59L253 60V62L256 60L255 59V56H254ZM256 54H257V56H258V53L256 52ZM42 55V54H41ZM56 55V56H55ZM181 55H180V57H181ZM186 55V54H185ZM122 56H124V55H122ZM256 56V57H257ZM254 59H253V58ZM46 58V59H45ZM182 58V57H181ZM184 58V57H183ZM53 59V60H52ZM48 60V61H47ZM60 60V59H59ZM58 60V61H59ZM226 60V59H225ZM57 61V62H58ZM219 60H215V62L216 63H219L218 62ZM225 63V65L224 64H222L223 62ZM34 62H37V61H34ZM220 64H219V66H218V64H215V66L217 65V67H219V69H220V73L221 72H223V68L225 69V67H226V69H228V64L224 61V59H220ZM54 63V64H53ZM94 63H96V62H94ZM257 63V66H258V63H259V60H258V58H257V61H255V64ZM34 64V63H33ZM45 64V65H46ZM255 64L253 63H251V65H250V68L251 69H253L254 68V66H255ZM260 64V63H259ZM222 66V68H221V66ZM252 65H254L253 67H251ZM70 66V67H69ZM15 67V66H14ZM38 67H40V68H38ZM70 69H68V68ZM256 67V66H255ZM38 68V69H37ZM17 69V68H16ZM18 69H19V67H18ZM27 69V70H26ZM31 69V70H30ZM32 69H34V70H32ZM65 69V70H64ZM64 69L62 70V73L60 72H57V74L55 75H53V77H51L50 78V81L54 78V79H56L57 78V76L59 77V78H61L62 77V81L65 79V78H67L68 77V74H69V77H68V79L70 80L71 78H73V74H71V73H74L75 71L74 70H71L72 69V67H71V65H66V67H64ZM256 69V68H255ZM255 69H254V71H255ZM11 70L14 72V73H12L11 72ZM40 70V71H39ZM49 70V69H48ZM69 70V71H68ZM29 72V74H26V73H28ZM72 71V72H71ZM225 71H230L229 69L228 70H225ZM253 71V73L255 74V77H256V75L258 76V74H259V77L258 78H256L257 80L261 77V76H264L262 73H261V75H260V73H257V72H259V71H255L254 72ZM64 72H66V73H64ZM67 72H68V74H67ZM79 72L81 73V79L83 80L84 79V77L86 76V77H88V76H90L89 75V73H87L88 72V70H87V74H88V76H87V74H85V72H84V74H82V72H83V70L81 71V70H79ZM231 72V71H230ZM230 72H228V73H226V72H224V73H222L225 77H227V74L229 75V73ZM252 72V71H251ZM17 73H18V70H17ZM232 73V77L234 76V72L232 71L231 72ZM230 73V74H231ZM257 73V74H256ZM64 74V75H63ZM67 74V75H66ZM75 74V73H74ZM226 74V75H225ZM247 74H249V73H247ZM27 75V76H26ZM72 77H71V76ZM76 75V74H75ZM74 75V76H75ZM236 75V74H235ZM24 76V77H23ZM82 76H84L83 78H82ZM230 76V75H229ZM229 76L227 77V78H229ZM238 78H239V75H236ZM235 76V77H236ZM242 76V75H241ZM26 77V78H25ZM65 77V78H64ZM236 77V78H237ZM246 77V76H245ZM8 78V79H9ZM59 78H57L56 79V82H54L53 80L51 81L52 83H53V85L51 84V82H49V83H47L48 84V87H50L51 88V90L50 89H48V88H46V86H47V84H45V87L43 86V90H44V92H43V90L41 91L40 89H42V88H40V87H42V86H40V87H38V88H35V87H37V86H35V87H33V88H31V89H29L28 91H30L29 93H31L32 91V93H31V96H30V94L28 95V91H26L25 92V95H24V93H23V95H21V100H23V99H25V97L24 96H28V97H32L33 98V100H31L32 98H27L26 97V100L27 99H29V101L28 102H31V101H33V103H34V105H33V103H27V101H25V100H23L25 103H27V104H24V102H21V105H18L17 104V106H19L18 108H21L20 110H21V112L23 113H21L22 115H30L32 112L30 111L31 109H30V107L31 106H35V107H37L36 105H35V103L36 102H39V101H41V99H44V98H46L47 96H49V94L51 93L52 94V92L53 91H55L56 89H55V87H58L59 86V84L58 83H60V84H62L63 82H61V79H59ZM79 78V75H78V77H77V79ZM79 78V79H80ZM236 78H229V79H231V81H234ZM238 78L234 81V83L236 82V84H239L238 82H240V84H241V80L244 78V76H243V78L242 79H240L238 82H237V80H238ZM250 78H251V76H250ZM250 78H247L246 77V79H250ZM20 79V80H19ZM88 79H90V78H88ZM88 79H86L85 78V80H88ZM233 79V80H232ZM244 80L245 81V83H242V85L244 84H247V85H253V84H258V82H254V80L255 79H250V81L252 80L253 81V83H252V81H251V83L252 84H250V82L248 81V80ZM261 79V78H260ZM262 79H264V77L262 78ZM262 79L260 80V81H262ZM60 80V81H59ZM27 81H25V82H27ZM66 81V80H65ZM89 81V80H88ZM88 81H86V82H88ZM243 80H242V82H244ZM13 82H12V84H13ZM248 82H249V84H248ZM50 84L52 85V86H50ZM57 86H56V85ZM53 87V88H52ZM40 88V89H39ZM45 88L48 90V91H46L45 92ZM34 89V90H33ZM36 89H39V91L37 90V92H35L36 91ZM53 89H55V90H53ZM50 90V91H49ZM36 93V95H35V93ZM83 92V91H82ZM82 92H81V94L80 95H77V100L78 99H81L82 98V96L84 97V94L82 95ZM40 93H42V94H40ZM44 93V94H43ZM45 93L46 94H48L47 96L45 95ZM54 93V92H53ZM86 93V92H85ZM90 93H92V92H90ZM89 93V91H88V94H89V96H91V94ZM50 94V95H51ZM33 95V96H32ZM42 95H44V96H42ZM24 98H23V97ZM37 96H40V97H37ZM86 96H88L87 94H86ZM34 97H35V99H36V101L34 100ZM79 97V98H78ZM81 97V98H80ZM20 98V97H19ZM38 98V99H37ZM31 100V101H30ZM23 103V104H22ZM19 104H20V101H19ZM29 104H32V105H30L29 107H27ZM36 104H38V103H36ZM16 105V104H15ZM24 105V106H23ZM23 106V107H22ZM27 108H29L28 109V111L26 110ZM31 108H33V107H31ZM38 108V107H37ZM33 109H35V108H33ZM23 111H25V112H23ZM26 111H27V113H29V114H27L26 113ZM26 113V114H25ZM18 116V118H15V120H16V122H18L19 123V117H20V114L19 115H17ZM263 116V115H262ZM261 116V117H262ZM259 117V115L257 116V118ZM256 118V119H257ZM264 118V117H263ZM263 118H258L259 119V121L261 122V123H259V121H258V124H257V122H256V120L253 122L254 124L253 125H251V128H254V129H252L251 131H257L258 130V126H260L259 128L261 129L262 128V126H264V125H262V121L264 120ZM263 119V120H262ZM53 120V119H52ZM51 120V121H52ZM262 120V121H261ZM62 121V120H61ZM15 122V125H14V122H13V124L9 127L8 125L9 124H7L6 125V129H5V126H3V128H1L0 129V141L1 140H3V137H4V135H6L7 137L9 136V135H11V134H8L7 132H8V130H9V133H13L14 132V130H15V127L17 128V126H19L20 125V123H19V125H18V123H16ZM53 122V121H52ZM52 122H50L49 121V128L52 130L56 125H58L59 123L58 122H56V123H58V124H56V125H54ZM263 123H264V121H263ZM17 124V125H16ZM14 125V126H13ZM48 125V124H47ZM256 125V126H255ZM12 126H13V129L14 130H12L11 128H12ZM52 126H53V128H52ZM264 129V128H263ZM6 130H7V132H6ZM11 130H12V132H11ZM54 130H55V128H54ZM258 131H259V133H258ZM257 132H253V134L256 136V137H259V138H256V139H261V140H257V141H255L254 143H253V145H252V148L251 149H244V148H241L240 149V152H242L241 153V156L239 157V158H242V159H239V160H243V161H245L243 164V167H242V163L241 164H239L240 162H238V161H235V159L234 160H232L231 158H226V157H228V156H226L225 158H224V162H223V165H228L229 163H230V165L229 166H232L234 163V165H236L237 164V167H235L236 169H234L233 167V169L230 167L229 168V170H232V173H230L229 171H227V172H229L230 174H232L233 176H235V177H237V178H239V181H238V183H237V185H239V188H237L239 191H237V193L239 192L240 193V191H241V193L243 192V195H244V193H245V197L244 196H242L241 198H240V200L243 198V199H245V198H247V197H249V198H247V199H249L248 200V202L247 203H249V201L250 202H252L251 204H253V205H255L256 207L257 206H262L263 207V201H264V130H258ZM261 132H262V134H261ZM7 133V134H6ZM259 134V136H257ZM261 134V135H260ZM7 137H4L5 139L7 138ZM263 138V139H262ZM67 140V139H66ZM64 141V142H59V145H57V143L55 144V146L53 147V148H56V150H54V149H51L52 147H50L49 148V146H47L46 148L42 145V147H40V148H38V147H36L37 149H39V150H35L34 149V144L32 145V147H30V146H28V145H24V146H22V147H20V148H22L23 149V151L25 150V151H27L26 153L28 154V156H27V161H28V158L30 157L31 159H34L33 161H34V163L35 162H37V161H35V153L37 154V156L40 158V159H38V163L37 164H39V168H41V169H45V167H46V171H47V173H45L46 171L45 170H43V174L41 173V171H39V173H38V175H39V180H36V182H38V181H40V182H38L37 184H35L36 182H35V180H32L31 179V181H30V179L29 180H26L27 182H25V184L23 183V181H25L24 180V178L23 179H21L22 181V185H19L18 187L19 188H17L16 189V187L15 186H17V184H18V182H16L17 184L15 185V184H13V179H14V181L19 177L20 178V176H19V173H14V172H12V173H10V174H5L4 176H6V177H4V176H2V177H0V184H4L5 186L7 185L8 187H9V189L11 188V187H13V189H14V187H15V191H13L12 190V188L10 189V191H11V193H14V195H16L15 197L13 196H11L12 198H11V200L12 199H14L15 200V198L16 197H18V198H16L17 200H12L13 202H16V204L15 205H11L12 203H10V200H9V202L7 201V203H9V205H11V206H9V207H14L15 208V206H17L18 204H17V202H18V200L20 201V202H18L19 203V205H24L23 207H24V209H23V213L24 214H28V215H30L31 217H33V214H31V212H35L36 211V209L33 207L34 206V202H37V199H38V197L39 196H41L40 195V193L42 192V193H44V191H45V193H44V195L43 196H46V197H44V199H46V201H43V197L41 196V197H39V198H41V200L42 201H40V199H38L40 202H43V203H47L48 204V202L47 201H49V202H51V204H50V210H49V206L47 207V206H45L43 203L41 204L40 202H39V204L38 205H36L35 204V206H38V208H39V205L41 206V205H44L43 206V210L42 211H45L44 213V215H46L45 217L47 218V219H49V217L51 216H54V218L52 219V223H58V222H60V224L61 223H64V224H62L63 226H64V229L62 228L63 226L61 225V228L63 229V230H65V229H67L66 231H68V230H70V232L69 233H67L66 231L65 232H63L62 233V235L61 236H63V234H65V235H69L70 234V236H71V234H74V236H66L65 237V235H64V237H65V239L66 240H72V238H74V241L75 240H78V239H75V237L76 236H78V235H76L75 236V234H79L80 232H81V229L82 228H84V225L83 226H81L80 224L82 223V221H79L80 219H82L83 218V220L85 219V223H86V221L87 220H89L88 218H85V217H88V216H92V217H90V220L89 221H91V220H93L94 221V225H95V220H94V217H95V219L97 220V221H100L99 219H103V222H100V223H104L105 221L106 222H108V219H110L111 221H113L114 222V219H115V221L116 222H118V223H116L115 222V224L117 225H120V223L119 222H121L122 220H124V221H122L121 223H122V226H121V229H119L120 228V226H116L115 224H113V223H111L110 225H109V223H106V224H108L107 226H109V228L111 229V228H113L111 225H114V227L116 228V230L114 231L113 229L111 230V232L109 233V235L107 236L106 235V233L104 234V232L105 231H103V234L106 236V237H104V238H106L105 240L103 239V237H100V236H102V235H100V236H98L99 238H95V236H94V238L92 237V239H97V241H98V239H100V238H102V240H104L103 242H107V241H109V239H112V238H114L115 236H119V234H125V235H123V236H127L128 237V240H129V238H131V237H133V236H131V235H133L132 234V232H134V231H132L133 229H135V228H133V227H137V232H139L138 231V229L142 232L141 234H143L144 235V237H143V235H140V232H139V235L140 236H137V240H136V243H139V244H136V245H138V249L136 248H134V247H130L128 244H129V241H128V244L126 243V238L124 237V239H125V241L124 240H122L121 238H122V236H121V238H120V236H119V238H117V237H115L114 239H112L111 241H109L108 242V244L107 243H105L106 245H107V250H103V248H102V246H104V244H103V242L102 241H100L101 243H102V246H101V250H103V251H108L109 252V255L111 254V257L113 258V259H115V260H117L118 258V254L120 253L121 254V252H114V253H117V254H114L113 255V253H112V249H110V248H108V246H111L110 244H113L115 241V243L113 244L114 245V247H118V249H120V246L122 247L125 243V247H130L129 248V251H130V253H133V255H134V253L135 254H138V255H141V258H144L143 256L144 255H148L147 257H145V258H148V257H150L151 256V253H150V255L148 254V252L151 250V249H153V248H155V247H157V248H155V249H153L152 250V255L154 256L155 254V252L156 251H158V253L161 251L162 252V255H164V256H162V255H160V258H162V259H157L155 256V260L154 259H152L151 257H153V256H151L150 257V261L149 262H151V259L152 260H154V261H156L157 260V263L156 264H210V259L214 256L212 253H211V247H207L209 250H207V248L205 247V242H203V240H204V238H202L203 240L202 241H198L199 242V244L200 243H205V244H200V246H201V248H199V244L197 243V240L196 239H198L199 237H198V234H200L201 236L200 237H204V236H202L204 233H200V232H198L199 230H202L203 229V227H201V225H203L204 226V224L206 223V221H204L205 219H200V221H199V217L201 218V216H197V215H201V212H202V218H203V211L206 213V211L205 210H203L204 208H206V209H208L207 208V206H205V203H203L202 202V198H205V202H206V200H207V197H208V192H209V190H207V191H205V189H207V188H209L210 189V185H214L217 181V175L215 176V167H213L212 165H214L213 163V161L211 162L209 159L210 158H208V160L206 161V159L204 160V161H206V162H204V161H202L201 159V161L203 162H201L202 164H203V166H204V163H205V166L203 167V169L201 170V167H202V164L200 163V161L199 162H197V159L199 158V156L198 157H196L195 156V158H197V159H195L194 158V156L193 155H191L190 154V152H188L189 154H185V155H178V156H170V154H172V153H174V152H172L171 153V150H169V149H172V148H169V147H165V146H163V148L161 147V146H159L157 149H159V151H160V149H162V150H164L166 153L167 152H169V153H167L168 154V156H167V158H166V156H164V151H158V152H156V147L153 149V147L151 148V147H146V145H148V144H141V143H139V144H137L136 146H134V145H131L130 144V146H127V147H124L123 148V146L124 145H120L119 143V145L116 143V144H113V145H115V146H112V143H103L104 144V146H103V144H101L102 146H100V144H94L95 143V141H92L91 143L90 142H88V143H85V142H82L83 144H85V145H83L84 146V148L81 146V144H79L78 145V143L77 142H73L72 143V141L71 140H69L70 141V143H68V141ZM4 141V140H3ZM2 141V142H3ZM78 141H82V140H78ZM84 141V140H83ZM239 141H237L236 142V144H235V141H234V143H231V144H229V146H228V144H227V146L226 147H228V149L226 148V147H224L225 149H227L226 151H228V150H231V149H237L238 147L240 148V145L238 144L237 145V143H238ZM4 143V142H3ZM3 143H1V145L3 144ZM62 143H63V145H62ZM71 143H72V147H70L71 146ZM75 143V144H74ZM96 143H98V142H96ZM61 144V145H60ZM66 144H68V149L67 150H65L64 148H62V147H65V145ZM134 144V143H133ZM136 144V143H135ZM233 144V146H231ZM0 145V148L1 149H3L4 150V152L5 151H7V149L5 150V148H8V146L7 145H2L1 146ZM39 145V144H38ZM70 145V146H69ZM106 145V146H105ZM118 145V146H117ZM144 145V146H143ZM234 145H236V146H234ZM5 146V147H4ZM28 146V147H27ZM35 146H37V145H35ZM62 146V147H61ZM77 146H79V148L77 147ZM85 146H86V149H85ZM143 146V147H142ZM3 147V148H2ZM74 147V148H73ZM75 147H76V149H77V153L79 154H77L76 152H74L76 149H75ZM80 147H82L83 149H81ZM105 147V148H104ZM122 147V148H121ZM145 147H146V149L147 150H145ZM33 148V149H32ZM42 148V149H41ZM103 148V149H102ZM107 148H109V149H107ZM150 148V149H149ZM165 148V149H164ZM167 148H169V149H167ZM44 149H45V151H44ZM47 149L49 150V149H51L52 151H51V153H53V154H51L50 153V150L49 151H47ZM58 149V150H57ZM62 149V150H61ZM70 149V150H69ZM72 149H74V150H72ZM79 149V150H78ZM90 150L89 151V155H90V159H88L89 158V155H88V152L87 151H85V150ZM119 149V150H118ZM123 151H122V150ZM152 149V150H151ZM223 149V148H222ZM3 150H1L0 151V154H1V152L3 151ZM8 150L9 151H7V152H5V155L9 152L10 154H11V152H13V151H10V149L8 148ZM18 150V149H17ZM40 150H42V151H40ZM81 150H82V152H81ZM109 151V153L106 155V154H104V153H106L105 151ZM111 150H113L112 151V153L110 152ZM116 150L118 151V152H116ZM169 150V151H168ZM57 151V152H56ZM67 151V152H66ZM68 151H69V153H68ZM87 152V153H85V152ZM150 151H152V152H150ZM155 151V152H154ZM173 151V150H172ZM216 151H218V150H216ZM219 151H221V150H219ZM4 152H2V155H4L3 153ZM42 152H45V153H42ZM47 152H48V154H47ZM66 152V153H65ZM70 152H72V154L70 153ZM92 152H96L95 154L94 153H92ZM205 152V151H204ZM39 153H41L40 155H39ZM56 153V154H55ZM59 153H60V157H58L59 156ZM62 153V154H61ZM78 155H76V154ZM98 153H100V154H98ZM102 153V154H101ZM140 153V155H138ZM146 153V154H145ZM161 153H163L161 156H164L163 158L162 157H160V154ZM186 153H187V150H186ZM207 154H208V152H206ZM9 154V155H10ZM56 156H55V155ZM83 154H86V155H83ZM109 154H118V155H116V156H118V157H112V156H108ZM150 154V155H149ZM1 155V156H2ZM4 155V156H5ZM12 155V154H11ZM34 155V156H33ZM49 155V156H48ZM71 155H74V156H71ZM92 155V156H91ZM133 155V156H132ZM137 155L138 156H140V158H139V160L140 161H142V160H144V162L145 163H143L144 165H141L140 163H138V161H133V159L134 160H138V157H137ZM148 155V156H147ZM189 155V156H188ZM46 156H48V157H46ZM88 156V157H87ZM136 157V158H132L131 159V157ZM183 156V157H182ZM184 156H186V157H184ZM37 157V158H38ZM52 157V158H51ZM58 157V158H57ZM148 157H150L149 159H148ZM176 157H178V158H176ZM206 157V156H205ZM64 158V159H63ZM141 158H142V160H141ZM148 160H147V159ZM171 158H172V162H170L169 163V161H171ZM186 158H189V159H191V160H193L192 162H190V161H188V162H186ZM207 158V157H206ZM61 159V160H60ZM127 159H128V161H127ZM129 159L130 160H132V161H130L132 164L134 163V165H132L130 162H129ZM161 159H163L162 161H158V160H161ZM167 159H169V160H167ZM174 159V160H173ZM184 160V165L187 167V170H188V172L186 171V169H184L187 173H186V175H188L187 177H186V175H184V174H182V177H183V175H184V178L186 177V179L184 180L185 182H184V185H180V183H182L183 182V180H180L179 179V176H180V178H182L181 177V175L179 174V172L182 170V168H186V167H182L183 166V163L182 164H180V163H178L179 162V160ZM229 159H231V161L229 160ZM238 158H236V160H237ZM37 160V159H36ZM64 160V161H63ZM123 160H125V161H123ZM167 160V161H166ZM180 160V161H181ZM227 160H229V162H228V164L226 163L227 162ZM4 161H6L5 160V158L4 157H1V159H0V162H4ZM26 161V162H27ZM31 160H29V162H30ZM178 161V162H177ZM220 161H222V160H220ZM243 161H241V162H243ZM29 162H27L28 164H29ZM32 162V161H31ZM31 162H30V165H31ZM122 162L124 163L125 162V164H122ZM127 162V163H126ZM138 163V166L137 167H140V168H137L136 167V164L135 163ZM154 162H155V164H154ZM158 162H159V164L161 165V167H162V169H160L161 167H160V165L158 164ZM165 163V165H164V163ZM194 162L197 164V165H195L194 164ZM209 162V163H208ZM131 164L130 165V167L129 168H127L129 171L131 170V166H133V168H134V170L136 171V169H142L141 171L142 172H139L140 170H138V172H135V171H130V173H131V177L129 178V175L127 176L128 177V179H124V177H123V180H122V178H120L119 176H118V179H117V177L115 176V174L117 175V171H118V169L120 170V168L122 167V166H124L125 168L127 167V164ZM163 163V164H162ZM209 164V165H207V164ZM210 163L212 164V165H210ZM3 164H7V163H3ZM36 164V163H35ZM33 165V166H36V165ZM232 164V165H231ZM28 166V167H31V166ZM121 165V166H120ZM152 165V166H151ZM154 165H156V168H155V166ZM200 165V166H199ZM233 165V166H234ZM241 167H240V166ZM50 166V167H49ZM120 166V168H118ZM136 167V169H135V167ZM145 167V168H143V167ZM195 166L198 168V170L195 168ZM210 166H212V167H210ZM247 168V170H245L246 168ZM38 167V166H37ZM36 167V168H37ZM52 167H53V169H52ZM147 167H149V168H151L152 169V171H154V172H149L151 169H147ZM160 167V168H159ZM182 167V168H181ZM190 168V173H189V168ZM224 167V166H223ZM39 168H37V169H39ZM48 168L50 169V170H48ZM123 168V167H122ZM159 168V169H158ZM226 168V167H225ZM240 168H242L241 170H245L244 171V173H245V175H242V173L243 172H240ZM40 169V170H41ZM154 169V170H153ZM158 169V170H157ZM122 170V169H121ZM155 170H156V176H155ZM162 170V171H161ZM180 170V171H179ZM213 172V174H211V172ZM221 170V169H220ZM227 170H228V168H227ZM235 170H236V172H235ZM70 171V172H69ZM75 171V172H74ZM161 172V175L162 176H160L158 173H160ZM185 171L183 172V173H185ZM222 171H224V170H222ZM250 171V178L248 177V175H249V172ZM252 171H256V173L258 172L259 174H257V177H255L256 178V181H254V180H252L254 177H252L251 176V172ZM71 172H73V173H71ZM147 172V174H145ZM210 174H209V173ZM226 172V171H225ZM238 172H240V174L242 175V176H239L240 174L238 173ZM253 172V173H254ZM119 173V172H118ZM135 175V177H137L138 179H139V181H138V183H139V185L137 186V182L135 181V179L133 180V177L134 176H132L133 174ZM138 173H140V176H139V174ZM148 173H150V174H148ZM206 173H208L207 175H205ZM18 174V175H17ZM40 174H42V175H40ZM114 175V176H112V180H109L108 181V178L111 176V175ZM138 174V175H137ZM154 174V175H153ZM237 174V175H236ZM74 175V176H73ZM109 175V176H108ZM149 175H150V177H149ZM158 175V176H157ZM179 175V176H178ZM247 175V176H246ZM41 176L43 177V176H45V177H43L44 179H42L41 180ZM144 178H142V177ZM145 176V177H144ZM178 176V177H177ZM207 176V177H206ZM246 176V178L248 179L249 178V182H250V179H251V177H252V179H251V181H254V184H253V186L251 185L252 184V182L251 183H248V180L246 179V178H242V177H245ZM254 176H255V174H254ZM10 177V178H9ZM149 177V178H148ZM171 177H174V179H171ZM175 177H177L180 181L178 182V181H174L175 180ZM216 177V178H215ZM114 178H115V180H119V181H116V182H114L115 180H114ZM132 178V179H131ZM136 178V179H137ZM140 178H142V182L143 181H145L144 183H142L141 182V179ZM170 178V179H169ZM205 180H204V179ZM254 178V179H255ZM121 179V180H120ZM137 179V180H138ZM145 179H147L148 181H146ZM243 179H246V181L245 180H243ZM126 180V181H125ZM131 180H133L134 181V183L136 184H133L132 182H131ZM170 180H173V181H171L172 182V184H175V185H172L173 187H171L172 188V190H171V188H170V185H169V183L171 184V182H169ZM204 180V182H202ZM18 181V180H17ZM42 181H43V184H42ZM150 181V182H149ZM182 181V182H181ZM31 182L33 183V182H35V183H33V184H35L34 186H31V188H34L33 189V191L35 190V188L37 187V185L39 184V183H41L40 185V187H41V191H39L40 189V187L38 188H36V189H39V190H37L38 191V195H36V193H37V191L36 192H32V194L29 192V191H32V190H29V188H30V185H33V184H31ZM127 184H126V183ZM129 182L130 183H132L133 184V187H135V188H133V189H131L130 191H128V190H126L127 189V187L128 188H130V185H129ZM148 182V183H147ZM200 182H202V183H200ZM140 183H142V185L140 186ZM9 184V185H8ZM30 184V185H29ZM143 184L145 185V189H148L147 191H149V192H147L146 190H143L144 189V187H143V189L141 188L142 186H143ZM183 184V183H182ZM13 185H15V186H13ZM28 185H29V188H27V190H28V194L29 195H31V196H28V197H26L27 195L25 194V193H21V191L22 190H20V189H24V187H25V189H26V187H28ZM100 185V186H99ZM105 185V186H104ZM128 185V186H127ZM135 185V186H134ZM22 186V187H21ZM24 186V187H23ZM104 186V187H103ZM132 186V185H131ZM168 186H169V188H168ZM184 186V187H183ZM210 186V187H209ZM215 186V185H214ZM43 187V188H42ZM101 187V188H100ZM137 187V188H136ZM181 187V188H180ZM140 188L142 189L138 194H139V196H136L137 195V193H136V197L135 198H137L136 200V202L134 203V201L132 202V199H133V197H134V195L133 196H130V192H132V193H134V192H138L139 190H140ZM166 188L168 189V190H166ZM186 188V189H185ZM43 189V190H42ZM134 189H139L138 191H135ZM182 189V190H181ZM185 189V190H184ZM50 190V191H49ZM134 192H133V191ZM166 190V191H165ZM188 191L189 190V192H185V191ZM13 191V192H12ZM18 193H17V192ZM49 191V192H48ZM127 191V192H126ZM144 191H146L145 193H144ZM196 192L197 194L199 193V194H201V195H199V196H197V197H199V198H196V200L198 201L200 198V200L198 201L199 203H197V204H200V207H202L203 206V208H200L199 206H197V205H195L194 204V201H192V199H194L195 197H193V196H196L197 194L196 193H192V192ZM23 192H26V191H24L23 190ZM52 192V193H51ZM124 192H126V193H124ZM183 192H184V195H183ZM207 192V193H206ZM47 193V194H46ZM127 193H129L128 195H127ZM140 193L142 194V198H141V195H140ZM168 193V194H167ZM188 193V194H187ZM204 193H205V196H202V194L204 195ZM18 194H22V195H24V197H22L21 195H19L18 196ZM35 194V195H34ZM50 194V195H49ZM55 194V195H54ZM147 194H148V196H147ZM185 194H186V196H185ZM196 194V195H195ZM209 204H210V202L211 201H214L215 202V200H211L210 199V196L211 197H213L214 195H216V193H214V195L211 193V192H209ZM213 196H212V195ZM11 195H13V194H11ZM49 197H48V196ZM52 195V196H51ZM125 195V196H124ZM132 195V194H131ZM146 195V196H145ZM193 195V196H192ZM247 195V196H246ZM258 195H260L261 197H259ZM33 196H35V198L33 197ZM37 196V197H36ZM82 196V197H81ZM83 196H84V198L85 199H87V200H83ZM128 196V197H127ZM183 196H185V199L186 200H188V198H189V200H190V197L192 196L193 198L190 200V201H192L193 203H190V209H188L189 210V212H191V215L189 216V212H187L186 210V212H187V214L188 215H185V216H182V217H185V218H187V220L185 219V218H182V217H180V215L182 214V213H179V212H182L181 210H184V208L187 206V204L185 205V199H184V197ZM27 198V199H25V200H23L22 198ZM29 197H32V198H29ZM68 197H69V202H68ZM81 197V198H80ZM130 197H131V201H130ZM141 198V199H139V198ZM146 197H148V198H146ZM216 197V196H215ZM21 198V199H20ZM64 198V199H63ZM66 198V199H65ZM134 198V199H135ZM146 198V199H145ZM183 198V199H182ZM236 198H239V197H236ZM52 199V200H51ZM53 199H57V202H59L58 204H55V203H57L56 202V200H55V203L53 202ZM61 201H60V200ZM133 199V200H134ZM216 199V201H217V199H218V197H216L215 198ZM32 202V201H34V202H32V203H30V201ZM73 200V201H72ZM80 200V202H78ZM184 201V202H181V201ZM211 200V201H210ZM220 200V199H219ZM66 201H67V203H66ZM71 201V202H70ZM81 201H83L84 202V204L86 203V202H88V203H86L85 205L83 204V202H81ZM91 201H92V203L93 204H90L91 203ZM129 201V202H128ZM63 202H65V203H63ZM174 202V203H173ZM201 202H202V205H201ZM214 202H212L213 203V206H214ZM221 202V201H220ZM244 202V201H243ZM245 202V205L247 204ZM25 203V204H24ZM38 203V202H37ZM80 203V204H79ZM129 203H133V204H129ZM182 203V204H181ZM207 203V202H206ZM223 203V202H222ZM88 204V205H87ZM129 204V205H128ZM191 204H194V205H191ZM215 204H216V202H215ZM219 203L217 202V205H218ZM250 204V203H249ZM32 207H30V206ZM53 206V208H54V210H53V208H52V206ZM54 205H59V208H55V206ZM66 205V206H65ZM69 207H68V206ZM84 205V206H83ZM95 207H94V206ZM165 205L167 206V207H165ZM211 205V204H210ZM65 207V210H66V208H70V209H72V210H70V212L71 213H69V209L68 210H66V211H64V208L63 209H61L62 207ZM91 206H93V207H91ZM182 206H185V207H182ZM216 206V205H215ZM214 206V207H215ZM19 207H22V206H19ZM22 207V208H23ZM29 207V208H28ZM182 207V208H181ZM194 207V208H193ZM196 207V208H195ZM211 207V206H210ZM218 207V206H217ZM17 208V207H16ZM15 208V209H16ZM28 208V209H27ZM47 208V209H46ZM75 208V209H74ZM77 208H78V210H77ZM81 208H83V209H81ZM94 208V209H93ZM124 208V209H123ZM162 208V210H159L158 211V209H161ZM200 208V209H199ZM212 208V207H211ZM221 208V207H220ZM225 208V207H224ZM258 208V207H257ZM18 209V208H17ZM26 209V210H25ZM30 209V210H29ZM34 209H35V211H34ZM41 209V208H40ZM40 209H37L38 210V212L37 213H39V210ZM57 209V212H58V210H59V212H60V216H61V219H58V218H60L59 216H57L56 217V215L57 214H54V211ZM94 210V212H93V210ZM96 209V210H95ZM108 209V210H107ZM168 209V210H167ZM171 209V210H170ZM213 209V208H212ZM212 209H210L211 211H212ZM216 208H214L213 210H215ZM218 209H219V207H218ZM30 211V213H28V212H26V211ZM62 210V211H61ZM78 212H77V211ZM83 210H85V212L87 211V213H91V214H87V216H85L84 215V213H83ZM122 210H123V213H122ZM177 210V211H176ZM195 210V211H194ZM197 210V211H196ZM203 210V211H202ZM50 213H49V212ZM52 211V212H51ZM68 211V212H67ZM73 211H75V214L76 213H80V211H82V215H84L85 217H83V216H80L81 214H79V215H75V214H73L74 212ZM91 211V212H90ZM96 211H100L99 213H97ZM132 211V212H131ZM163 213H162V212ZM165 211H167V212H165ZM172 211V212H171ZM174 211H176L175 213H174ZM208 211V210H207ZM211 211H209L208 213H207V220H208V215L209 214H211L210 212ZM216 211V210H215ZM218 211H221V209L220 210H218ZM217 211V212H218ZM26 212V213H25ZM56 212V211H55ZM56 212V213H57ZM192 212H194L193 214L195 215V217H194V215H192ZM200 212V214H198ZM36 213V212H35ZM35 213H34V215H35ZM49 215H48V214ZM53 213V214H52ZM63 213H65V215H62ZM68 213H69V215L70 214H72L71 216H73L74 215V217L76 218V219H73L74 217H70V216H68ZM164 214V215H162V214ZM168 213V214H167ZM170 213H174V214H176V213H178V215H179V217L181 218V221H180V223H182V219H185L186 220V222H185V220H183L185 223V225H183V223L182 224H180V223H177V225H181V227H179V226H177V225H174V224H172V226L171 225H169V226H167L168 224H170L171 222L170 221H172V220H174V218H176V216H177V214H176V216L174 217V216H171V217H169V215H172V214H170ZM184 213L185 212H183V215H184ZM205 213H204V215H205ZM24 214H23V216H24ZM26 214V215H27ZM50 214H52V215H50ZM67 214V215H66ZM86 214V213H85ZM94 214H96V215H94ZM99 214H102V217L103 218H100L101 217V215H99ZM186 214V213H185ZM25 215V216H26ZM43 215V214H42ZM58 215H59V213H58ZM48 216V217H47ZM62 216H64L63 218H62ZM67 216V217H66ZM81 217V218H79L78 220H77V218L78 217ZM106 216V217H105ZM111 217V218H107V217ZM188 216H189V218H188ZM193 216V217H192ZM1 217H2V219H1ZM39 217V216H38ZM68 217L69 218H71L70 219V221H69V219H68ZM97 217V218H96ZM98 217H99V219H98ZM168 217L170 218V221L168 220ZM191 217V218H190ZM196 217H198V218H196ZM205 217V216H204ZM211 217V216H210ZM209 217V218H210ZM41 218V217H40ZM55 218H57V219H55ZM107 218V219H106ZM162 219L163 220V218H164V225H166L165 226V229L163 228L164 226H163V223H162V226H160V227H162V228H160L159 230H158V226L157 225H159L158 224V219ZM171 218H173V219H171ZM51 219V218H50ZM63 219H64V221H63ZM156 219H157V223H156ZM166 219V220H165ZM179 219V218H178ZM196 219V220H195ZM0 220H3V221H5L6 220V218H5V216H3V215H0ZM57 220V221H56ZM60 220V221H59ZM61 220H62V222H61ZM73 220V221H72ZM75 220H76V222H77V224H76V222H75ZM105 220V221H104ZM109 220V221H110ZM162 220H161V222H162ZM189 220H190V222H189ZM7 221V220H6ZM6 221L4 222V224L6 223ZM9 221H10V219H9ZM66 221V222H65ZM72 221V222H71ZM88 221V222H89ZM127 223H126V222ZM167 221V224H165V222ZM177 221V219H175V222ZM193 221V222H192ZM201 221H204L203 223H201L200 224V229H198V234L197 233H195V229L197 228L196 226H199V223L201 222ZM12 221H10V222H8L9 224L11 223ZM71 223V224H69V225H71V226H69L68 225V223ZM83 222V223H84ZM178 222H179V220H178ZM8 223H6L7 225H8ZM67 223V225L66 226H69V228H67L66 226H65V224ZM80 223V224H79ZM84 223V224H85ZM91 223H93V222H91ZM97 223V222H96ZM100 223H98V224H96V227H99L98 225H100ZM159 223H160V221H159ZM172 223H174V221L172 222ZM194 223V224H193ZM74 226H73V225ZM79 224V225H78ZM88 224H90V223H87L85 226V228L84 229H82V230H84L83 231V233H81V234H83L82 236H84V234L85 233H87L86 231H88V232H92V230L91 231H89V230H85L86 228H87V225ZM105 224V223H104ZM104 224H103V226H104ZM123 224H124V226H123ZM157 224V225H156ZM188 224H189V227H188ZM194 225L193 227H191L192 225ZM197 224V225H196ZM7 225H3V226H1V223H0V229L3 227H5V226H7ZM77 225H78V227H79V229H77ZM93 225V226H94ZM191 225V226H190ZM101 226V225H100ZM106 225L104 226V230H106V227H107ZM111 226V227H110ZM177 226V227H176ZM186 226V227H185ZM66 227V228H65ZM70 227H74V228H72L73 230H75V231H71L72 229H70ZM89 227H92L91 226V224H90V226ZM88 227V228H89ZM102 227V226H101ZM123 227V228H122ZM125 227H127V229L125 228ZM130 227V228H129ZM158 227V228H157ZM188 227V228H187ZM196 227V228H195ZM246 227H248V226H246ZM81 228V229H80ZM103 228V227H102ZM109 228H107V229H109ZM133 228V229H132ZM187 228V229H186ZM189 228H190V230H189ZM192 228V229H191ZM202 228V229H201ZM92 229H93V227H92ZM95 229V228H94ZM119 229V230H118ZM132 229V230H131ZM184 229L186 230V232L187 233H185V231H184ZM245 229H247V228H245ZM98 230H99V228H98ZM98 230H96V236L97 235H99L100 233V231H101V229L98 231ZM187 230H189V231H187ZM248 230V229H247ZM247 230H246V232H247ZM249 230H250V228H249ZM248 230V231H249ZM80 231V232H79ZM98 231V232H97ZM109 231V230H108ZM123 231V232H122ZM191 231V232H190ZM57 232V231H56ZM79 232V233H78ZM102 232V231H101ZM107 232V231H106ZM119 232H121V233H119ZM245 232V231H244ZM252 232V231H251ZM67 233V234H66ZM92 233H94V231L92 232ZM108 233V232H107ZM119 233V234H118ZM190 233V235H188ZM194 233V234H193ZM250 233V232H249ZM137 234V233H136ZM177 234H180V236L181 237H183L184 239H182L183 240V242H181L182 244V246H185V244H187V245H189V246H191V245H196V244H198V246H195V249H196V247H198L199 249L198 250H195L194 248H193V246H191L190 248L188 247V249L189 250H186L187 249V247H186V249L184 250L185 251V253L186 254H179V253H177L176 251H178V248H177V242H176V235ZM187 236H186V235ZM191 234H193L194 235V237L197 235V237H196V239L193 237V235H191ZM60 236V234L58 233V234H55V236ZM86 235V234H85ZM89 235V234H88ZM94 235V234H93ZM103 235V236H104ZM113 235H115V236H113ZM135 235V234H134ZM247 235V234H246ZM249 235V234H248ZM131 236V237H130ZM136 236V235H135ZM142 236V237H141ZM188 236H190V237H188ZM253 236V235H252ZM252 236H250V239L252 238ZM90 237H91V235H90ZM109 237V238H108ZM140 239H139V238ZM46 238V237H45ZM45 238H41V242L42 241H44V243H45V246H43V247H45L46 249H48V252L50 251V253H58V254H60L61 253V250H62V248L60 247V248H57V247H59L60 245H58V242L57 241H54V240H52V239H49V240H51L52 242H50L49 240H47V238L45 239ZM61 239H62V237H60ZM68 238V239H67ZM78 238V237H77ZM87 238H89V237H87ZM141 238H144L143 240H141ZM246 238H248V236H246ZM42 239H44V240H42ZM64 239V238H63ZM80 239H83V238H81V235H80ZM79 239V240H80ZM90 239V240H89ZM89 239H87V240H89L90 242H88L89 243V245L87 246L89 249L91 248H94L95 249V247H96V250H97V244H99V245H101L100 244V242L98 243H95V240H91V238H89ZM116 239V240H115ZM118 239H120V242H122V241H124V244L122 245H119L120 243L118 242ZM133 239V238H132ZM132 239H130V240H132ZM245 239V238H244ZM249 239V238H248ZM253 239H255L256 241H257V239L256 238H252V240ZM33 240H35V238L33 239ZM101 240V239H100ZM122 240V241H121ZM199 240V239H198ZM252 240H249V241H251L252 242ZM259 240V239H258ZM4 241V240H3ZM47 241H49V243H46ZM83 241H86V239H85V237H84V240ZM138 241H140V242H138ZM189 242V244H188V242ZM196 241V242H195ZM205 241V240H204ZM246 241V240H245ZM248 241V242H249ZM134 242H135V239H134ZM133 242V243H134ZM193 242H195V243H193ZM253 242H254V240H253ZM4 244V242H0V244ZM53 243V247L51 246V244ZM55 243V244H54ZM85 243H87V242H85ZM117 243V244H116ZM132 243V244H133ZM180 243V242H179ZM255 243H257V242H254V243H248V244H250V245H253L254 244V246H256L257 244H255ZM2 244H1V246H2ZM6 244V243H5ZM42 244V243H41ZM46 244H47V247H46ZM135 244V243H134ZM260 244V243H259ZM259 244L257 245V247L259 246ZM49 245L52 247V248H50L49 247ZM58 245V246H57ZM98 245V246H99ZM105 245V246H106ZM113 245H112V247H113ZM119 245V246H118ZM130 245H131V243H130ZM135 245V246H136ZM206 245H211V244H206ZM227 245H229V244H227ZM227 245H226V247H225V243L224 244H222V245H218L216 248H218L219 246H221V249L218 251V252H215L217 249L216 248H214V246L215 245H212V247L215 249H213L212 250V252H214V254H216L215 256H214V259L216 258V257H218V253L221 251V254H219V255H222V256H220V258L221 259H224V260H226L227 258H228V256H229V258H228V260H231V256L233 255L232 253H234L233 252V250H231L230 248V246H228L227 247ZM250 245H247V250L249 249L248 247L250 246ZM57 246V247H56ZM55 247V248H54ZM202 247H204L203 249H206L205 251L202 249ZM2 248H3V246H2ZM44 248V249H45ZM54 248V251H52V249ZM133 250H132V249ZM140 248V249H139ZM220 248V247H219ZM218 248V249H219ZM254 248V247H253ZM252 248V249H253ZM262 247L261 246H259V249H261ZM43 249V250H44ZM50 249V250H49ZM87 249V248H86ZM85 249V250H86ZM89 249H87L86 251H89V253H91V252H94V250L93 251H91L90 252V250ZM110 249V250H109ZM114 249H116V251H118L117 250V248H114ZM113 249V250H114ZM128 248H125V250H127ZM157 249V250H156ZM160 249V250H159ZM181 249V248H180ZM193 249H194V251H193ZM224 249H226V251L224 250ZM227 249H229V251H227ZM257 249V251H258V253H256V254H259V253H261L259 250H258V248H256ZM4 250V249H3ZM58 250H60V252L58 251ZM98 250H100V249H98ZM97 250V253H96V251H95V255H96V257L94 256L93 258H94V261H97L98 259H97V257L99 256V254H100V251H98ZM121 251H122V249H120ZM199 250L202 252H200L199 253ZM203 250V251H202ZM253 250H255V248L253 249ZM252 250V251H253ZM0 251H2V250H0ZM4 251H6V252H9V251H7L6 249L4 250ZM46 251V250H45ZM58 251V252H57ZM86 251H84L83 253H84V255H85V252ZM103 251H101V253L103 252ZM131 251H134V252H131ZM136 251V252H135ZM148 251V252H147ZM198 251V252H197ZM223 251H224V253H223ZM232 253H231V252ZM245 251V250H244ZM248 251H249V254H247L248 253ZM248 251H245L246 252V255H245V252H242L241 251V253L243 254V256L245 257V259H248L249 260V258L250 257H252V254H253V258H255L254 257V255L256 256V254H254L255 252H257V251H254V252H251V250L249 249ZM48 252H47V254H48ZM108 252L106 253V255L108 254ZM205 252V254H203ZM207 252V253H206ZM208 252H210L209 253V255H208V257L207 258H200L199 256H201V255H204L205 257H206V255L208 254ZM228 252H230V254L228 255V256H226L225 254H228ZM251 252V253H250ZM1 253V255H0V257H3L4 256V258H3V260H1V258H0V263L1 264H3L4 262H5V256H6V254L7 255H11V253L12 252H9V253H3V252H0ZM2 253L4 254L3 256H2ZM45 253V252H44ZM122 253H126V252H124V249H123V252ZM129 253V252H128ZM140 253V254H139ZM147 253V254H146ZM183 253V252H182ZM86 254H88L87 252H86ZM92 254V253H91ZM45 255V254H44ZM51 255H53V254H51ZM98 255V256H97ZM101 255V254H100ZM106 255H105V253H103V255L102 256H104L105 258H106ZM114 257H113V256ZM133 255L131 254V255H129V254H124V257L126 256H128V257H130V256H132V258H134L133 257ZM157 255V254H156ZM159 255V254H158ZM210 255H213V256H210ZM236 255V254H235ZM87 256H89L90 258L93 256V254L90 256V254H88ZM117 256V257H116ZM121 255H119V257H120ZM122 256H123V254H122ZM122 256H121V258H122ZM137 255H135V258L136 259H138L137 257H136ZM162 256V257H161ZM211 258H210V257ZM224 256H226L225 258H224ZM249 256V258H247ZM45 257H48V256H44V258L41 260V258L40 259H38L37 257H36V259H37V261L39 262V260L42 262H40V264H44V262L46 263L47 262V264L48 263H50V262H48L50 259H52V258H50L49 259V257H48V259H46ZM51 257V256H50ZM116 257V258H115ZM153 257V258H154ZM199 257V258H198ZM223 257V258H222ZM233 257V256H232ZM11 258H13V257H10L9 259H11ZM87 257L85 256V259H86ZM90 258H87L86 260L88 261V259H90ZM96 258V259H95ZM101 260L99 261L98 260V262L97 263H94V264H98V263H100L101 261V264H104L106 261H108L109 259H108V256H107V260L105 261L104 260V258L102 259V257L100 256L99 257ZM111 258V259H112ZM120 258V259H121ZM159 258V257H158ZM253 258H250L251 260H253ZM109 260L111 263H113V264H115L114 262H115V260ZM126 259V258H125ZM129 259V258H128ZM14 260H18V258H14ZM48 260V261H47ZM103 260L105 261L104 263H103ZM119 260V259H118ZM121 260H123V258L121 259ZM121 260H119V261H121ZM133 259H131L130 261H132ZM141 260V259H140ZM140 260H139V262H140ZM149 259H147V261H148ZM210 260V261H209ZM212 260H213V258H212ZM4 261V262H3ZM34 261V260H33ZM44 261V262H43ZM52 261V260H51ZM90 261V260H89ZM88 261V262H89ZM108 261V262H109ZM118 261V262H119ZM127 261H129V260H127ZM137 261V260H136ZM144 261V263L145 262H147L146 260H143ZM154 261H153V263H154ZM208 261H209V263H208ZM250 261V260H249ZM86 262V261H85ZM91 262V261H90ZM107 262V263H108ZM108 263V264H111V263ZM123 262H124V260H123ZM213 262H214V260H213ZM213 262H211L212 264H213ZM87 263V262H86ZM85 263V264H86ZM125 263H127V262H125ZM131 263H134L135 264V262H134V260L131 262ZM137 263H138V261H137ZM136 263V264H137ZM148 263V262H147ZM5 264H7L6 262H5ZM10 264V263H9ZM90 264V263H89ZM92 264H93V261H92ZM116 264H119V263H117L116 262ZM120 264H122L121 262H120ZM128 264H130V263H128ZM138 264H140V263H138ZM150 264V263H149ZM155 264V263H154Z\"/></svg>",
  "mask_w": 264,
  "mask_h": 264
}]
</instances>
